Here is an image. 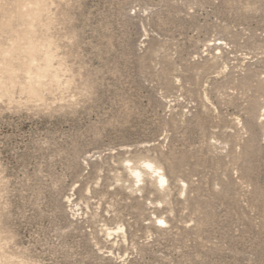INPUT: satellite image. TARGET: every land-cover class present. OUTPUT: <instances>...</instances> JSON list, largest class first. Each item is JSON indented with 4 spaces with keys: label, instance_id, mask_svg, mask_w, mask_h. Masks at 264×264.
I'll use <instances>...</instances> for the list:
<instances>
[{
    "label": "rangeland",
    "instance_id": "rangeland-1",
    "mask_svg": "<svg viewBox=\"0 0 264 264\" xmlns=\"http://www.w3.org/2000/svg\"><path fill=\"white\" fill-rule=\"evenodd\" d=\"M0 264H264V0H0Z\"/></svg>",
    "mask_w": 264,
    "mask_h": 264
},
{
    "label": "bare ground",
    "instance_id": "bare-ground-1",
    "mask_svg": "<svg viewBox=\"0 0 264 264\" xmlns=\"http://www.w3.org/2000/svg\"><path fill=\"white\" fill-rule=\"evenodd\" d=\"M124 161L126 162L124 169L127 170L132 184H135L136 186L142 182L144 177H151L153 183L156 185V188L163 189L166 180L161 172V168L156 164L155 161L145 157H138L134 160ZM117 181H120L119 177H117ZM116 231H122L120 225L116 226Z\"/></svg>",
    "mask_w": 264,
    "mask_h": 264
}]
</instances>
